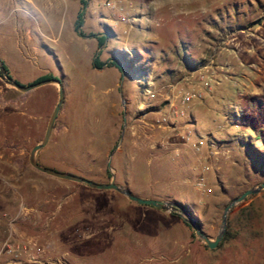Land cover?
Masks as SVG:
<instances>
[{"label":"rangeland","instance_id":"obj_1","mask_svg":"<svg viewBox=\"0 0 264 264\" xmlns=\"http://www.w3.org/2000/svg\"><path fill=\"white\" fill-rule=\"evenodd\" d=\"M84 1L50 2L49 20L55 28L45 42L52 47L57 38L66 45L56 52L61 69L50 60L52 74L64 80L65 99L38 162L100 183L114 176L134 195L174 201L214 239L224 206L264 182V0L196 1L194 19L185 18L180 25L174 20L148 22L150 14H143L148 0ZM151 1L155 7L160 0ZM79 11L82 24L75 30ZM98 35L105 36L103 46L97 44ZM185 54L197 68H184ZM97 55L118 67L105 63L95 68ZM17 68L23 78L40 72L23 62ZM175 73L184 76L174 95L196 91L187 106L178 105L188 115L192 107L195 122L185 117L174 125L146 128L156 113L139 106L147 99L144 85L151 83L155 97L150 102L160 104L159 92ZM199 76L210 82V91L197 90L202 86ZM237 77L239 88L223 83L235 84ZM221 83L225 92L218 87ZM234 98L239 105L231 103L234 114L228 115L227 104ZM57 99L54 84L33 92L30 104L50 109L36 132L20 131L21 136L31 135L30 142L18 139L11 105L0 109V212L10 211L6 219L17 212L28 215L18 229L45 245L46 256L61 257L67 264H264V189L229 210V238L208 248L178 215L137 204L112 189L90 188L33 168L30 150L42 139ZM186 127L191 140L202 137L200 151L182 141ZM204 165L210 169L203 171ZM200 174L210 193L197 186Z\"/></svg>","mask_w":264,"mask_h":264},{"label":"crops","instance_id":"obj_2","mask_svg":"<svg viewBox=\"0 0 264 264\" xmlns=\"http://www.w3.org/2000/svg\"><path fill=\"white\" fill-rule=\"evenodd\" d=\"M51 1L52 0H0V62H2L7 67V73L13 79L22 84L26 83L24 85L35 82V80L42 75L52 74L53 70L51 68L50 60H53L55 64L60 67V69L62 68L61 62L58 59L56 52L57 48L64 49L66 48V45L64 46L63 44H58L57 38L52 39L54 43V46L52 47L47 45L45 42V39L49 38L48 31L55 28L52 26V21L49 20L52 14L50 8ZM141 1L145 2L146 0ZM196 1L200 0H160L155 6L156 10L149 13L150 17L147 20L148 22H151L154 19L155 21L157 20V22L161 20L163 21L162 23H172L174 20L179 25L184 24L185 18L190 19L191 17L194 19L196 12ZM149 2L150 0L146 1L145 3L149 4ZM158 8H162V10L159 11ZM75 20L76 18L74 19L73 24L75 23ZM54 23L56 26V22ZM189 28H187V32L189 31ZM209 32H211V28L208 29L207 33ZM238 44L236 45L239 46ZM19 62H23L24 64H33L34 66L38 67L40 72L33 78H23L20 69L17 68V63ZM179 70L182 69L180 68ZM176 74L177 73L171 75L172 78L174 76L176 79L174 80L173 78L169 83V86L171 87L170 89L172 91L177 87L180 79L184 76ZM52 75L55 76V74ZM237 78L238 79H236L237 82L235 84L230 81H225L223 83H228L230 88H239V77ZM61 81L64 82V80ZM223 83L218 85L221 92L226 91V89L222 87ZM39 87H36L28 92H21L13 87H9L0 79V109L2 106L9 104L11 105L12 112L10 115L13 129L18 131V139L22 138V140H25V142H30L32 137L30 134L27 136H21L20 131L29 128L31 130H35L36 132L40 127L42 119L46 116L50 109V105L46 106L45 108H40L30 104V99L33 95V92ZM165 92L169 93V90ZM163 97L162 100L165 102ZM232 100L233 101L227 104V110L230 112L228 115L234 114L229 109V105L231 103L239 105V101H234L235 98ZM153 104V106L157 105V103ZM140 105L141 102L139 106ZM189 111V116L194 123L195 119L191 113L192 107L190 106ZM1 112L2 110H0V122L2 119ZM37 142L38 141H36V143ZM20 146L22 147L21 143L19 142L18 148ZM19 152L22 153L23 150L19 148ZM57 160L67 161L68 158L59 157ZM189 161V158H185L183 160V165L188 167ZM0 192L2 191L0 190ZM11 193L15 194V192ZM4 194H6V192H3V195ZM8 213H10V211L2 210L0 212V240L6 238L10 232H13L14 234L25 235L24 232L18 229L17 225H19L18 222L20 219H24L28 215H21L20 217L18 216L14 221L15 224L13 225V228H10L12 227L11 223L9 222L10 220L6 219L5 217ZM115 224L116 223H113V225Z\"/></svg>","mask_w":264,"mask_h":264},{"label":"built area","instance_id":"obj_3","mask_svg":"<svg viewBox=\"0 0 264 264\" xmlns=\"http://www.w3.org/2000/svg\"><path fill=\"white\" fill-rule=\"evenodd\" d=\"M151 4L152 1L147 5L148 10L144 11V15H148L152 12L153 8H155L152 7ZM106 5L111 6V3L107 2ZM198 80L201 82L202 86L197 90H211L210 82L205 80L203 76H199ZM167 87L168 88L165 91L169 90V93H166L165 91L159 92L161 97L164 96L163 98L165 102L162 100L160 104H157L158 106H153L154 104L150 102V99L155 97V92L153 91L150 82L147 81L144 85L143 94L147 99L146 101H141L140 108L143 110L155 111L156 113L148 119L149 122H145L146 128L152 129L154 127L160 128L164 125H174L178 119L185 117L190 118V116L186 113V110L183 107L179 109L178 105L181 104L187 106V104L194 98L196 91L183 90L178 95H174L170 89L171 87L169 85ZM197 95L200 96V94ZM191 135L192 131L186 127L180 137L184 143H190V146L198 152L200 151L203 143L202 137L191 140ZM143 136L145 138L148 137L145 132ZM216 154H210L209 157L215 158ZM201 156L205 157L204 155ZM209 169L210 166H203V171H207ZM196 184L204 193H210L212 191L211 187L208 185L206 177L203 174L198 176ZM19 215L20 213H17L16 216L9 219V222L12 225L10 228H13V225L15 224L14 221ZM45 252L46 246L39 244L37 239L32 236L14 234L13 232H10L6 238L0 240V264H67V262L61 257L54 259L49 258L45 255Z\"/></svg>","mask_w":264,"mask_h":264},{"label":"water","instance_id":"obj_4","mask_svg":"<svg viewBox=\"0 0 264 264\" xmlns=\"http://www.w3.org/2000/svg\"><path fill=\"white\" fill-rule=\"evenodd\" d=\"M120 67V66H119ZM0 78L9 86L21 91V92H28L31 91L32 89L39 87L41 85L45 84H54L57 86V91H58V99L57 102L49 116L44 135L40 141H38L30 150L29 154V162L30 165L35 168L37 171H40L46 175L52 176V177H57L61 179H66L70 180L76 183L84 184L87 187L90 188H95V189H101V190H107V189H112L120 194L124 195L126 198L129 200L140 204V205H148L151 207L158 208L160 210L169 212L171 214H175L180 216L184 222L187 224L191 225V227L194 230L195 236L199 239H201L208 248H214L217 246V244L222 240L225 230H226V224H227V215L229 210L239 202L243 201L247 196L258 193L261 189H264V182L259 183L253 187H250L246 190H244L242 193H240L238 196L232 198L223 208V213L221 216V222H220V227L219 230L214 237V239H211L207 236V234L203 231L202 226L200 222L191 215V213L182 205L170 201V200H162V199H153V198H143L139 197L137 195H134L128 188L116 183L114 181V176H112V179L108 183H100L96 182L93 180H90L86 177L70 173V172H65L61 171L49 166L42 165L38 162L37 160V155L39 151L48 143L49 138L51 136L52 130L54 128V123L55 120L58 116L59 111L61 110V107L64 103L65 95H64V89H63V82L61 79L57 77H52L48 79H43L40 81H36L33 83H30L28 85H24L15 79H13L7 71L3 69V67L0 64ZM122 99V95H121ZM122 99V103H123ZM125 114V112H124ZM125 127V117L124 121L122 124V132Z\"/></svg>","mask_w":264,"mask_h":264},{"label":"trees","instance_id":"obj_5","mask_svg":"<svg viewBox=\"0 0 264 264\" xmlns=\"http://www.w3.org/2000/svg\"><path fill=\"white\" fill-rule=\"evenodd\" d=\"M81 3L82 4H85V1L84 0H81ZM82 24V11H79L77 13V17H76V20H75V23H74V26H75V30L78 29V27ZM91 36L94 35V34H90ZM96 40H97V44L98 46H103L104 44V41H105V36L104 35H98L96 37ZM182 62H183V65H184V68L186 69H189V70H192L194 68H197L196 65L193 63V60H191V58L188 57V54H185L184 56H182ZM106 62L105 61H100L99 58H98V55L95 56V58L93 59V66L95 68H100L101 66H103ZM1 66L3 67V69L5 71H7V67L2 63L0 62ZM106 66H116V63L112 60L108 61L106 63ZM8 72V71H7ZM52 77H55L53 76L52 74H45V75H42L40 77H38L36 81H40V80H43V79H48V78H52ZM81 176V175H80ZM84 177V176H83ZM187 226H189V224L185 223ZM230 236L229 232H228V229L225 231L224 233V236L222 238V240H225V239H228Z\"/></svg>","mask_w":264,"mask_h":264}]
</instances>
